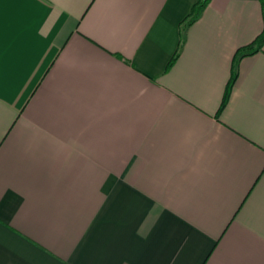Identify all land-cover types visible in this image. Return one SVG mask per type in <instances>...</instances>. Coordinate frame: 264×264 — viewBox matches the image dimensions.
I'll list each match as a JSON object with an SVG mask.
<instances>
[{"label": "crops", "instance_id": "crops-1", "mask_svg": "<svg viewBox=\"0 0 264 264\" xmlns=\"http://www.w3.org/2000/svg\"><path fill=\"white\" fill-rule=\"evenodd\" d=\"M197 1L5 4L0 264H264V6Z\"/></svg>", "mask_w": 264, "mask_h": 264}, {"label": "trees", "instance_id": "trees-1", "mask_svg": "<svg viewBox=\"0 0 264 264\" xmlns=\"http://www.w3.org/2000/svg\"><path fill=\"white\" fill-rule=\"evenodd\" d=\"M210 0H198L196 5L193 8L192 13L189 15L188 18H190V23L194 22L195 20H197L203 13V11L205 10L206 6L208 5ZM263 6H264V0H261ZM264 47V30L263 32L249 45H246L244 47H241L235 56V61L240 60L243 56L248 55V54H252L255 52H258L260 50H262ZM176 57L171 61V64L175 61ZM237 79V71L236 68L233 69V76L232 79L229 83V86L227 88L225 97H224V101H223V106L222 108L226 105V102L229 98L230 95V91L233 88V85L235 83Z\"/></svg>", "mask_w": 264, "mask_h": 264}, {"label": "snow or ice", "instance_id": "snow-or-ice-1", "mask_svg": "<svg viewBox=\"0 0 264 264\" xmlns=\"http://www.w3.org/2000/svg\"><path fill=\"white\" fill-rule=\"evenodd\" d=\"M32 0H0V82L3 80L4 76V53H3V39H4V29H5V4H18L27 5L31 3ZM14 26V25H13Z\"/></svg>", "mask_w": 264, "mask_h": 264}]
</instances>
